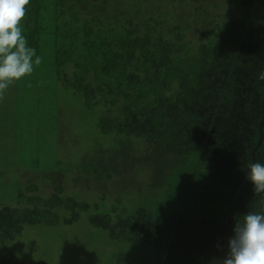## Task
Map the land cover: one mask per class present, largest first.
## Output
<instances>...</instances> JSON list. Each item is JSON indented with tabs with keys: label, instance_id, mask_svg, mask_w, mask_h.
<instances>
[{
	"label": "trees",
	"instance_id": "16d2710c",
	"mask_svg": "<svg viewBox=\"0 0 264 264\" xmlns=\"http://www.w3.org/2000/svg\"><path fill=\"white\" fill-rule=\"evenodd\" d=\"M21 26L43 62L9 86L0 108L22 104L23 80L41 93L36 128L47 157L36 177L15 178L14 194L5 193L9 169L0 174V243L84 217L104 264H222L236 223L264 201L245 177L250 162L264 164V0H30ZM65 93L81 108L63 124ZM15 107L8 112L23 109ZM5 119L3 161L16 136ZM152 157V195L133 209L118 198L98 213L85 201L87 184H112ZM187 165L177 195L171 179ZM161 189L174 192V209L159 202Z\"/></svg>",
	"mask_w": 264,
	"mask_h": 264
},
{
	"label": "rangeland",
	"instance_id": "374dc122",
	"mask_svg": "<svg viewBox=\"0 0 264 264\" xmlns=\"http://www.w3.org/2000/svg\"><path fill=\"white\" fill-rule=\"evenodd\" d=\"M22 85L24 87L22 104L15 107L13 104L9 106L7 102H4V105L0 108V119L2 120V118L5 117V122L13 120V131L16 135L14 137L12 136L13 144L10 141L6 142L9 145L8 147H12V149L14 147V161H11L9 158L12 157L13 154L5 161H3L1 157L2 154H0V174L5 175L4 172L7 171L6 168H8L9 173L6 174L7 180L11 179V185L6 187L5 193H7L9 189V193L13 194L14 189H16L15 178L17 177L19 180L23 179L26 174L34 177L38 173V169L40 170V167L42 168L43 164H41V159L47 157L43 151L46 148L44 145L48 143L45 141L41 142V131L36 128V126L41 127V93L36 92L39 95L38 97L36 93H34V89L30 90L24 80ZM9 97L11 98L9 95L6 96L4 101H8L10 99ZM76 100L77 99L67 93H65L63 100H60L61 108H64L66 111L65 113H67L66 115L64 113V115H62L66 118H62L63 120L61 121H64L63 124L68 122V116H70L69 119L71 120H77L76 118L79 117L78 112L81 106L78 105ZM14 107L23 109H18V112L14 114L9 113L8 108ZM42 112L44 113L43 109ZM13 116L15 120L12 119ZM83 118L86 117L84 116ZM88 121L92 120L89 118ZM8 125L9 124L6 123V126ZM10 127L11 125H9V128ZM92 131V128H84V130L81 131L82 133L79 130L83 139L91 138L90 144L93 145ZM9 134H13V132ZM65 135H67V133H65ZM18 136L21 141H19ZM1 152L6 154L3 149H1ZM76 152L78 153V151ZM61 155L65 156L64 154ZM138 157H142V155H138L137 158ZM46 162L47 160L44 163ZM134 167L133 175L121 177L112 184H107L106 186H99L97 183L92 184L94 187L91 190H88L87 184L85 201L90 204L99 205L96 210L98 213L109 212L112 203L118 198L122 199V206L133 209V206L138 205L140 200H143V197L145 198L146 196L152 195L150 193L152 191L151 185L154 182L155 175L154 158L152 157L151 161L148 163L139 161ZM188 168L189 166L187 165L172 176V189L170 187L169 189L177 192L175 193L177 195L182 192V187L186 185L187 178L190 174V168ZM42 175L43 173L41 172V176ZM32 177H29V179ZM1 182L3 181H0V184ZM141 188H146L145 192H141ZM164 188H166V186ZM104 189L109 190V192L105 191L107 194L109 193L107 200L100 199L104 193L101 190ZM173 191L169 192L167 189L159 190L162 196L159 202L167 208H175L171 203H176V201L173 200V196L175 195ZM0 194L3 195L4 192H0ZM96 233L97 231L88 225L84 217L77 223L69 226L26 227L21 236L14 241L0 243V257L12 258L18 261H24L26 259L45 260L51 264H104V262L109 261V257H107V252L102 253L101 245L95 244ZM90 259L92 260L89 261Z\"/></svg>",
	"mask_w": 264,
	"mask_h": 264
},
{
	"label": "clouds",
	"instance_id": "9594fccd",
	"mask_svg": "<svg viewBox=\"0 0 264 264\" xmlns=\"http://www.w3.org/2000/svg\"><path fill=\"white\" fill-rule=\"evenodd\" d=\"M30 0H0V100L9 86L33 73L43 62L28 45L21 22ZM264 81V71L257 77ZM256 193H264V164L250 162L246 175ZM228 240L222 264H264V201L258 212L246 213Z\"/></svg>",
	"mask_w": 264,
	"mask_h": 264
},
{
	"label": "water",
	"instance_id": "95a60500",
	"mask_svg": "<svg viewBox=\"0 0 264 264\" xmlns=\"http://www.w3.org/2000/svg\"><path fill=\"white\" fill-rule=\"evenodd\" d=\"M258 144H259V142H258ZM254 153V151H252V154ZM247 170H248V168L246 169V175H247ZM246 175H245V177H246ZM239 192H240V189H238L237 190V193H236V201L234 202V208L236 207V205H237V199H238V196H239Z\"/></svg>",
	"mask_w": 264,
	"mask_h": 264
}]
</instances>
